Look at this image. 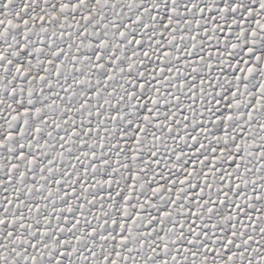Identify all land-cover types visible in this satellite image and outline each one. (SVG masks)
<instances>
[{
  "label": "snow or ice",
  "instance_id": "6c2138e0",
  "mask_svg": "<svg viewBox=\"0 0 264 264\" xmlns=\"http://www.w3.org/2000/svg\"><path fill=\"white\" fill-rule=\"evenodd\" d=\"M0 264H264V0H0Z\"/></svg>",
  "mask_w": 264,
  "mask_h": 264
}]
</instances>
